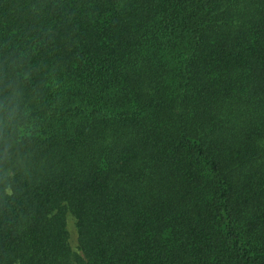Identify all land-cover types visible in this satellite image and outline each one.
Masks as SVG:
<instances>
[{
    "label": "trees",
    "instance_id": "16d2710c",
    "mask_svg": "<svg viewBox=\"0 0 264 264\" xmlns=\"http://www.w3.org/2000/svg\"><path fill=\"white\" fill-rule=\"evenodd\" d=\"M0 264H264V0H0Z\"/></svg>",
    "mask_w": 264,
    "mask_h": 264
},
{
    "label": "rangeland",
    "instance_id": "374dc122",
    "mask_svg": "<svg viewBox=\"0 0 264 264\" xmlns=\"http://www.w3.org/2000/svg\"><path fill=\"white\" fill-rule=\"evenodd\" d=\"M69 230L71 232V243H72V246L75 247V245H76V228H75L73 219L69 221Z\"/></svg>",
    "mask_w": 264,
    "mask_h": 264
}]
</instances>
